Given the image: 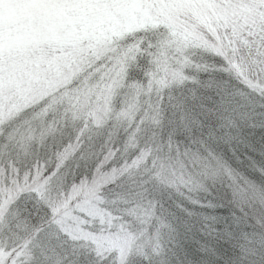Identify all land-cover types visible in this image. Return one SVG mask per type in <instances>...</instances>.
Masks as SVG:
<instances>
[{
  "label": "trees",
  "instance_id": "obj_1",
  "mask_svg": "<svg viewBox=\"0 0 264 264\" xmlns=\"http://www.w3.org/2000/svg\"><path fill=\"white\" fill-rule=\"evenodd\" d=\"M207 31L212 39L188 42L181 30L158 24L104 41L83 54L64 84L2 120L0 187L10 190V198L0 204V226L35 232L56 220L72 225L70 215L65 221L61 216L87 201L85 210L72 215L78 226L109 236L117 225L128 229L124 224L152 201L162 219L172 214L181 224L163 264H231L257 229L234 206L230 190L163 199H152L148 191L152 166L168 150L206 152L240 178L263 185L264 75L248 58L249 43L238 28L218 37ZM109 83L107 111L97 124L93 111ZM196 100L200 115L192 105ZM245 100L250 105L240 104ZM170 115L169 124L189 125L173 124L178 130L168 132L163 118ZM218 115L232 117L235 132H217ZM11 141L18 153L3 148ZM116 251L109 248L107 257ZM149 260L137 264H155Z\"/></svg>",
  "mask_w": 264,
  "mask_h": 264
},
{
  "label": "rangeland",
  "instance_id": "obj_2",
  "mask_svg": "<svg viewBox=\"0 0 264 264\" xmlns=\"http://www.w3.org/2000/svg\"><path fill=\"white\" fill-rule=\"evenodd\" d=\"M158 24L181 30L188 42L212 39L207 28L218 37L220 33L230 34L236 27L249 43L248 58L256 65V72L264 75V0H0V122L19 107L64 84L75 72L79 59L93 46ZM111 86L109 83L94 108L97 124L106 114ZM178 86L173 88L181 91ZM27 89L29 96L24 93ZM82 97L80 92L78 99ZM198 103L196 100L192 105L200 115L203 110ZM250 103L240 101L241 105ZM173 118H163L168 132L178 130L170 127L173 124L178 128L189 125L184 120L169 124ZM217 120V132H235L232 117L218 115ZM15 145L11 141L3 148L18 153L13 149ZM193 151L197 152L168 150L167 156L152 166V186L148 189H152V199H163L164 195L187 198L185 194L189 192L199 195L209 188L216 193L230 190L234 206L257 229L254 237L246 238L247 243L241 242L231 264H264V182L260 186L240 178L217 158ZM34 170L38 168L34 166ZM9 191L6 186L0 187L2 207L7 205ZM73 192L71 187L67 195ZM84 204L88 202L75 203L61 216L65 221L70 215L72 225H60L56 220L35 232L28 231L33 227L0 226V264H137L147 259L163 264L175 235L181 233L176 228L181 224L172 221L173 215L162 219L152 201L149 209L134 214L124 224L128 229L116 228L117 225L109 236L107 232H87L72 216L84 209ZM113 246L116 254L108 258L107 251ZM221 255L218 253V260Z\"/></svg>",
  "mask_w": 264,
  "mask_h": 264
}]
</instances>
